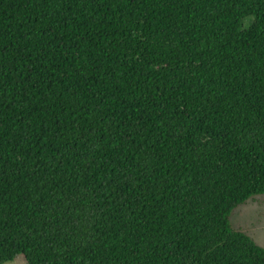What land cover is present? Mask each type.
I'll use <instances>...</instances> for the list:
<instances>
[{
	"label": "trees",
	"instance_id": "trees-1",
	"mask_svg": "<svg viewBox=\"0 0 264 264\" xmlns=\"http://www.w3.org/2000/svg\"><path fill=\"white\" fill-rule=\"evenodd\" d=\"M264 0H0V264H264Z\"/></svg>",
	"mask_w": 264,
	"mask_h": 264
},
{
	"label": "rangeland",
	"instance_id": "rangeland-1",
	"mask_svg": "<svg viewBox=\"0 0 264 264\" xmlns=\"http://www.w3.org/2000/svg\"><path fill=\"white\" fill-rule=\"evenodd\" d=\"M231 224L247 232L264 247V196H256L238 205L231 214ZM5 264H27L23 254Z\"/></svg>",
	"mask_w": 264,
	"mask_h": 264
}]
</instances>
